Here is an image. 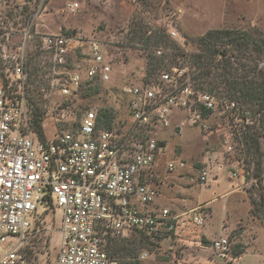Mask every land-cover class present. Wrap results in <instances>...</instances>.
<instances>
[{"label": "built area", "instance_id": "obj_1", "mask_svg": "<svg viewBox=\"0 0 264 264\" xmlns=\"http://www.w3.org/2000/svg\"><path fill=\"white\" fill-rule=\"evenodd\" d=\"M23 1V6L34 3ZM77 7L76 3L68 5L70 12ZM32 16L26 22L19 16L10 28L0 30V264H40L31 259L32 242L48 230L50 221L46 220L53 222L56 211L61 213L60 225H50L57 235L55 264H120L112 253L114 245L135 234L174 244L190 238L202 226L197 213L204 206L189 210L156 206L155 185L164 173L185 165L169 163L157 170L164 142L152 133L155 128H169L175 112L187 113L192 123L208 116L227 117L231 126L240 123L244 129L255 125L250 111L243 112L237 100L223 92L205 90L194 79V67L180 63L156 79H146L144 73L138 81L114 87L121 116L117 121L113 116L107 128L99 108L92 107L84 112L77 129L51 140L45 135L40 139L33 128L34 86L27 66L34 40L47 56L48 89L60 97H77L89 89L109 90L105 88L113 86L114 68L101 41L76 33H41L37 25L33 29L36 16ZM163 29L179 42L175 29L168 25ZM106 108L112 106L102 105ZM43 124L44 118L42 130ZM183 124L178 121L173 130L179 133ZM239 136L233 133L237 142ZM226 150L230 152L232 146ZM238 169L229 170L227 178L235 179ZM207 174L201 171L200 185L206 183ZM10 237L16 243L4 250L2 244ZM193 237L196 255L188 252L185 243L175 244L173 257L178 264H239L242 259L243 254L234 252L229 235L205 239L206 244L201 235ZM189 238L186 241H192ZM152 257L144 249L137 260Z\"/></svg>", "mask_w": 264, "mask_h": 264}, {"label": "rangeland", "instance_id": "obj_2", "mask_svg": "<svg viewBox=\"0 0 264 264\" xmlns=\"http://www.w3.org/2000/svg\"><path fill=\"white\" fill-rule=\"evenodd\" d=\"M23 3V0H0L1 31L10 28L19 16L20 21L26 22L31 13L36 16L33 19L31 17L33 29L37 25L35 29L41 33H76L88 40L101 41L106 45L108 58L114 68L113 86L105 88L109 90L102 89L97 94L89 92L90 95L82 91L77 97L63 98L49 91L46 78L47 56L39 50L37 40L31 43L27 66L31 75L34 70L37 71L36 75H32L33 79L36 78L33 82V98L41 109L44 118L43 132L49 140L58 134L77 129L80 118L88 108L95 107L100 111L102 105L109 104L112 109H106L114 116L115 121L120 119L121 108L114 99V87L124 81H138L146 73V52L137 45L127 44L131 22L153 29L164 28V25L175 29L179 34L178 43L187 56L198 52L195 40L209 30H244L260 34L264 39V0H32L33 5L27 6H23ZM75 3L78 7L70 12L68 5ZM244 60H250L249 54ZM177 61L183 64L182 59ZM168 66L166 70L170 67ZM108 95L110 101L107 104ZM188 117L187 113L175 112L169 128H155L152 133V136L164 142L162 153L157 157V160L161 159L162 168H166L169 163L183 162L185 165L180 170L164 173L163 178L155 185L161 205L177 210H189L203 205L214 198L212 191L219 194L224 192L229 183L227 172L238 167L244 177L243 189L259 201L260 192L253 188L256 181L252 177V165L244 163L241 144L233 137V133L242 134L244 129L240 127V123L233 127L227 117L217 116H208L192 123ZM178 121H183L184 124L181 131L176 133L173 127ZM225 140L228 143L224 145ZM260 141L263 153L261 185L264 193V140ZM227 146H232L230 152H227ZM218 165H222V168L218 169ZM247 167H250L249 171L246 170ZM204 169L208 173L207 181L200 185L198 179ZM214 178L218 179L217 185L212 183ZM243 189L238 193L218 197V200L198 210L197 214L203 219L202 226L195 228L194 235L190 238H184L175 244L180 247L185 243L188 252L196 255L193 251V236L201 233L208 237L215 236L214 238L221 234L229 235L235 243L234 252L245 253L239 264H264V225L259 216L251 212L250 200L246 201ZM217 196L219 195L215 197ZM60 216V211H56L54 221H46L57 228ZM222 222V227H227L225 232L221 230ZM50 225L47 231L37 235L32 242L35 253L31 255V259L40 264H55L57 235ZM184 234L186 232L182 237ZM188 238L192 241H186ZM202 238L206 244L204 236ZM14 243L16 240L10 237L2 247L7 250ZM175 244L147 238L146 244H139L136 240L129 247L136 246L134 253L137 257L144 249L153 253L151 260L139 264H178L173 257ZM199 255L206 257L205 253ZM200 261L204 262L203 259Z\"/></svg>", "mask_w": 264, "mask_h": 264}, {"label": "trees", "instance_id": "obj_3", "mask_svg": "<svg viewBox=\"0 0 264 264\" xmlns=\"http://www.w3.org/2000/svg\"><path fill=\"white\" fill-rule=\"evenodd\" d=\"M127 44L137 45L146 52V79H156L160 72L167 69L168 64H180L177 61L180 58L183 64L189 63L194 67L197 84L209 92L225 93L237 100L243 112L250 111L255 125L246 126L238 137V142L243 150L244 163L252 165V177L256 181L253 188L260 192L259 201L249 195L251 212L257 214L264 225V193L261 185L263 153L260 146V137L264 130V39L260 34L244 30H209L195 40L198 52L187 56L183 53L182 46L172 41L163 28L153 29L131 22ZM248 54L250 60L246 61L244 59ZM33 73L32 75H36L37 71L34 70ZM35 80L36 78L33 82ZM91 90L93 89L86 91L87 94H97V91ZM32 105L33 128L38 137L43 139L44 133L40 126L42 112L35 98ZM99 114L106 119L103 127L107 128L113 115L106 109H100ZM249 168L246 170L249 171ZM136 240L139 244L147 242L143 234H136L129 242L123 240L114 245L112 253L123 259H120V264H139L137 254L134 253L136 246L129 247ZM238 253L241 252L237 251L236 254Z\"/></svg>", "mask_w": 264, "mask_h": 264}, {"label": "crops", "instance_id": "obj_4", "mask_svg": "<svg viewBox=\"0 0 264 264\" xmlns=\"http://www.w3.org/2000/svg\"><path fill=\"white\" fill-rule=\"evenodd\" d=\"M161 159H160V161H159V163H158V169L157 170H159V171H162V165H161ZM242 181H243V178H242V175H241V173L240 174H238L237 175V177L235 178V179H231V180H229L228 182V187L224 190V192H222V193H216V191H212V195L214 196V198L213 199H211V200H209V201H206V202H204V204H203V206L205 207V206H208L209 205V203H211V202H213V201H215V200H218L219 198L218 197H224V196H226V195H228L229 193H238V192H240L241 191V189H243V186H242ZM212 183L214 184V185H217V183H218V179L216 180V181H212ZM243 191H245L244 189H243ZM245 194H246V201H249L248 199H249V191H245ZM216 195H219V196H217V197H215ZM159 198H160V195L157 197V199L155 200V204H156V206H162L161 205V202H160V200H159ZM245 199H244V201H245ZM197 206H199V205H197ZM209 208V207H208ZM210 209V208H209ZM249 210H250V206H249ZM223 226V222H222V224H221V230L223 231V232H225L226 231V229H227V227L226 228H224V227H222ZM221 231V232H222ZM201 235H202V237L204 236V238L208 241H210V240H213L214 239V237L215 236H210V237H208L206 234H204V233H201ZM221 235H224V234H221ZM245 254V253H244ZM243 254V255H244Z\"/></svg>", "mask_w": 264, "mask_h": 264}]
</instances>
